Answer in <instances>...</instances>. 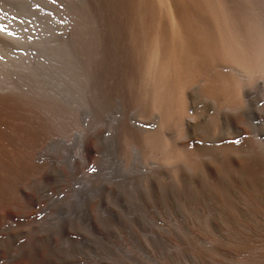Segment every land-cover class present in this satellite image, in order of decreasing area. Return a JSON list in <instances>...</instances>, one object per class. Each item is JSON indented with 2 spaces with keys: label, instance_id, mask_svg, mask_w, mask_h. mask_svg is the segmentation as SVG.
I'll use <instances>...</instances> for the list:
<instances>
[{
  "label": "rangeland",
  "instance_id": "1",
  "mask_svg": "<svg viewBox=\"0 0 264 264\" xmlns=\"http://www.w3.org/2000/svg\"><path fill=\"white\" fill-rule=\"evenodd\" d=\"M35 4L0 264H264V0Z\"/></svg>",
  "mask_w": 264,
  "mask_h": 264
},
{
  "label": "bare ground",
  "instance_id": "2",
  "mask_svg": "<svg viewBox=\"0 0 264 264\" xmlns=\"http://www.w3.org/2000/svg\"><path fill=\"white\" fill-rule=\"evenodd\" d=\"M37 1L39 0H0V20L4 22V26H0V131L1 128L7 127L5 123L6 117L4 113L6 111H9L10 109L12 111V109H14L17 106L16 103L25 104V105L28 103L31 104L34 109H35L34 105L37 106L39 104V87L37 86V84L39 83V76L37 74V68H36L37 64H39V56L36 54V51L34 50V46L35 44H39V11L40 10L38 11L36 10L37 15L35 14V16L33 17L27 16L31 13L29 11V8L35 7L34 5L33 6L31 5L35 4V2ZM44 18L46 17L44 16ZM31 50L33 51V53L31 52ZM29 108L30 107L26 109ZM20 109L22 111V108ZM37 111L38 110H36L35 112ZM14 112H16V110ZM18 112H16V114ZM8 116L7 118H9ZM16 117L18 116L16 115ZM31 125L32 124L30 123V127ZM3 131H5V129H2V132ZM3 142L4 141L0 140V148H2ZM5 145L6 144L4 142V146ZM4 146L2 149H7ZM4 161L7 160L5 159ZM3 164L1 165V167L3 166ZM5 166L6 164L4 165V167ZM0 171H1L0 173H2V169ZM0 176H1L0 179L1 178L3 179L2 174ZM0 182L3 183L2 180H0ZM0 208H1V203H0Z\"/></svg>",
  "mask_w": 264,
  "mask_h": 264
}]
</instances>
